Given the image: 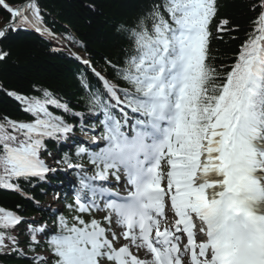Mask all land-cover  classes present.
<instances>
[{
  "label": "snow or ice",
  "instance_id": "6c2138e0",
  "mask_svg": "<svg viewBox=\"0 0 264 264\" xmlns=\"http://www.w3.org/2000/svg\"><path fill=\"white\" fill-rule=\"evenodd\" d=\"M0 6L9 13L0 38L21 30L48 32L37 0L15 7L0 0ZM255 7L264 9V2ZM216 13V0H161L134 24L117 25L129 54L122 66L108 63L128 87L94 70L103 92L91 91L81 80L89 111L99 109L105 116L100 140L92 141L103 147L76 152L87 155L95 175L67 155L63 161L80 170L81 192L87 190L77 194L74 208L69 205L78 214L71 223L60 217L52 232L0 207V252L7 240L11 251L22 253L12 233L23 223L29 249L41 242L48 248V255L32 258L34 264H264V10L223 77L206 63ZM228 25L222 19L217 32L228 31ZM7 56L0 51V60ZM40 91L42 96L6 93L33 121L0 118V188L28 199L21 181L30 184L61 171L40 159L45 139L73 131L49 108L83 116L49 90ZM109 177L117 185L126 181V196L95 183H109ZM166 209L174 217L171 225L165 223ZM93 210L103 211V219L92 216ZM198 234L204 239L198 241ZM133 247L150 259L133 254Z\"/></svg>",
  "mask_w": 264,
  "mask_h": 264
},
{
  "label": "trees",
  "instance_id": "16d2710c",
  "mask_svg": "<svg viewBox=\"0 0 264 264\" xmlns=\"http://www.w3.org/2000/svg\"><path fill=\"white\" fill-rule=\"evenodd\" d=\"M6 2L15 7L22 0ZM160 2L161 0H37L42 16L41 26L48 32L21 30L9 32L7 38L0 39V51L8 53L4 60H0V118L7 117L18 122L33 121L34 117L23 111L19 102L6 93L42 96L40 89H47L60 98L62 103H67L71 112L83 114L82 117L73 116L54 107L49 108L51 112L70 122L76 131H87L94 124L100 126L104 113L101 111L103 115L100 113V119L97 115L99 109L89 111L86 102L88 89L81 85V80L87 82L91 91L103 92L102 83L94 74L95 71L113 84L128 87L117 78L111 66H122L129 54V42L124 34L117 31V25L134 24ZM262 2L264 0H216L217 13L209 26L211 35L206 63L215 69L217 76H225L236 62L241 46L256 27L254 21L264 10L253 6ZM222 19L229 21V30L218 33L217 25ZM8 20L9 13L0 6V28ZM55 35L61 37L66 44ZM73 51L88 63L79 61ZM216 83L222 81L217 80ZM114 114L118 115L116 112ZM82 125H87V129L82 131ZM101 130L103 133L104 128ZM69 137L71 136L67 135L58 140L46 138L40 156L54 162L60 161L59 164L63 165L66 164L63 162L66 155L71 163L89 162L86 154L79 157L76 155L78 147L85 146L76 142V138ZM65 140H69L72 147L64 146ZM69 174L80 182L77 172L70 171ZM55 176L56 182L66 181L60 173H55ZM50 179L51 176L48 177ZM20 184L32 199L16 191L0 188V207L16 212L26 221H32L37 216L40 218L38 223L48 225L52 232L56 231L60 217L71 223L72 217L78 214L73 210L75 201L65 196L62 188L47 190V184L40 182L38 178H33L30 184L23 181ZM49 193L52 194L53 201L62 204L58 211L47 207L46 195ZM69 205H73V208ZM82 215L83 218L86 216ZM26 227L22 223L12 233L18 236L22 253L11 251L13 246L5 240L8 247L0 252V264H34L33 259L23 256V253L40 252L43 256L48 255L47 245L43 242L34 251L29 249Z\"/></svg>",
  "mask_w": 264,
  "mask_h": 264
},
{
  "label": "rangeland",
  "instance_id": "374dc122",
  "mask_svg": "<svg viewBox=\"0 0 264 264\" xmlns=\"http://www.w3.org/2000/svg\"><path fill=\"white\" fill-rule=\"evenodd\" d=\"M52 167H53V166H52ZM54 168H56V167L54 166ZM82 168H83V170H84L87 174H90L91 171H89V170L87 169V166H84V167H82ZM47 203H50L49 200H47ZM57 206H58V205L55 204L53 207H57ZM91 215L94 216L97 220H102V219H103V216L105 215V213H104L103 211H99V212L95 211V212H92ZM113 230H114V231H117V232L122 231V229H120L119 227H114ZM124 242H126V241H123V240L120 241L121 244L124 243ZM117 246H119V245H117ZM133 249H135V251H136V255H138V257L141 258V255H143V254H142V251H141V250L137 251V249L134 248V247H133ZM141 259H143V258H141ZM185 260L187 261V258H185Z\"/></svg>",
  "mask_w": 264,
  "mask_h": 264
},
{
  "label": "bare ground",
  "instance_id": "6f19581e",
  "mask_svg": "<svg viewBox=\"0 0 264 264\" xmlns=\"http://www.w3.org/2000/svg\"><path fill=\"white\" fill-rule=\"evenodd\" d=\"M142 254H143L142 257H143L144 259H150V256H146V255H145V251H144V250H143Z\"/></svg>",
  "mask_w": 264,
  "mask_h": 264
}]
</instances>
